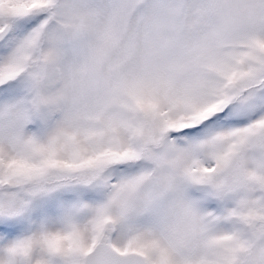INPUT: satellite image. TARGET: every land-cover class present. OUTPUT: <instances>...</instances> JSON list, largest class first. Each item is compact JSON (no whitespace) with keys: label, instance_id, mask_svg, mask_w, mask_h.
<instances>
[{"label":"snow or ice","instance_id":"obj_1","mask_svg":"<svg viewBox=\"0 0 264 264\" xmlns=\"http://www.w3.org/2000/svg\"><path fill=\"white\" fill-rule=\"evenodd\" d=\"M0 264H264V0H0Z\"/></svg>","mask_w":264,"mask_h":264}]
</instances>
